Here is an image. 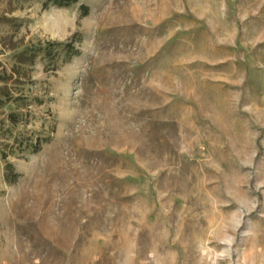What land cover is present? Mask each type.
I'll use <instances>...</instances> for the list:
<instances>
[{
	"label": "rangeland",
	"instance_id": "rangeland-1",
	"mask_svg": "<svg viewBox=\"0 0 264 264\" xmlns=\"http://www.w3.org/2000/svg\"><path fill=\"white\" fill-rule=\"evenodd\" d=\"M42 3L0 0V264H264V0Z\"/></svg>",
	"mask_w": 264,
	"mask_h": 264
},
{
	"label": "trees",
	"instance_id": "trees-1",
	"mask_svg": "<svg viewBox=\"0 0 264 264\" xmlns=\"http://www.w3.org/2000/svg\"><path fill=\"white\" fill-rule=\"evenodd\" d=\"M76 2H78V0H43L42 7H43V9H46L51 5H54L57 7H67V6H70L72 4H75ZM81 9H83V14H84L86 9H87V6L81 5ZM48 45H55V46L61 47L62 49H64L65 51L68 52L69 57L71 55L77 54L79 52L75 43L71 39L66 40L64 42H62V41H48L47 46ZM34 48L35 47H32L31 49L35 50ZM35 57H36V52H32V54H30V56H27V50L26 49L21 50L20 52H18L15 55V59L19 64H23V63L32 64ZM12 75H14V74H11L9 76H3L0 74V79L5 81V80L11 78ZM10 98H11V96H10V93L7 91V89L1 88L0 89V105L3 104V102L5 100L6 101L10 100ZM9 117H14V115L9 114ZM14 121L15 120H13V123H14ZM39 147H40V144L38 143L37 145H35V148L33 151H37L39 149ZM2 157L6 158V155L3 154ZM7 167H10L9 163L7 164Z\"/></svg>",
	"mask_w": 264,
	"mask_h": 264
}]
</instances>
